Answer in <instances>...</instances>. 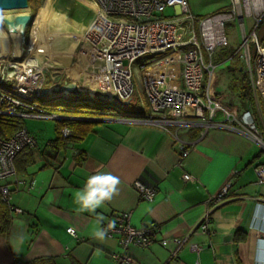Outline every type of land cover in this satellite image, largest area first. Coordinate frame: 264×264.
Wrapping results in <instances>:
<instances>
[{
  "label": "crops",
  "instance_id": "0c3cea01",
  "mask_svg": "<svg viewBox=\"0 0 264 264\" xmlns=\"http://www.w3.org/2000/svg\"><path fill=\"white\" fill-rule=\"evenodd\" d=\"M48 1L51 6L57 3L56 10L81 27L91 25L92 0ZM84 57L83 51L77 62L87 67ZM215 57L213 73L218 51ZM211 85L212 78L210 93L218 103V82ZM130 112L137 115L105 111L84 118L81 121H87L90 130L59 151L49 145L56 136L54 128L53 138L43 143L24 125L37 146L17 156L15 177L3 182L12 190L10 204L22 214L15 216L8 234L0 236V264H29L41 258L53 264H118L112 255L122 253L134 264H264V184L258 183L254 172L264 165V147L241 130H206L201 124L207 115L183 118L186 126L168 122L163 127L145 121L147 107ZM215 116L223 119L221 112ZM257 124L264 132L259 120ZM177 140L189 149L182 167ZM97 172H111L120 180L113 199L97 212L106 221L112 214H129L133 226L151 227L155 240L148 247L131 246L123 252L116 239L92 237L95 215L77 213L73 193ZM182 173L192 181L184 182ZM136 181L156 189L153 200L139 199L132 185ZM226 184V196L216 205L209 203ZM208 212L209 227L202 233L197 226ZM68 228L75 236L68 234ZM175 240L184 242L177 247Z\"/></svg>",
  "mask_w": 264,
  "mask_h": 264
},
{
  "label": "built area",
  "instance_id": "2783aa9c",
  "mask_svg": "<svg viewBox=\"0 0 264 264\" xmlns=\"http://www.w3.org/2000/svg\"><path fill=\"white\" fill-rule=\"evenodd\" d=\"M92 2L94 18L81 39V50L90 48L100 56L99 64H87L86 79L90 90H99L116 96L122 102L131 103L135 93L133 80H138L147 103L146 122L163 127L168 122L186 126L188 123L181 121L183 118H203L207 115V121L201 124L206 130H241L264 147V132L257 124L259 120L264 126V114L260 107L264 106V42L257 34L264 20V0H229L228 8L202 17L190 12L187 0ZM168 10L171 13L166 15ZM245 19L251 21L248 30ZM229 22L236 23L241 33L237 46L238 61L248 70L255 108L254 112L243 110L238 116L215 102L210 93L216 67L215 53L228 46L225 26ZM84 58L87 63L91 62L88 57ZM20 63L0 60V115L24 119H63L42 109L38 101L43 97L44 88L52 89L60 85L53 83L55 77L50 76L52 82L46 85L45 67L26 70ZM170 67L179 68L178 80L169 76ZM77 84L83 88L80 81ZM217 111L223 114L222 120L215 118ZM62 135L68 137L69 130L64 128ZM36 146L34 136L25 129L9 140L0 138V196L4 202H9L12 190L3 182L15 177V157L21 151ZM177 148L180 151L178 166L182 167L189 149L187 144L178 140ZM254 172L258 183L264 184V165L256 166ZM181 177L184 182L192 181L186 173H182ZM132 185L140 200L151 201L157 195L156 189L138 181ZM228 189L226 184L218 194L209 198V203L216 205L226 196ZM11 210L16 216L22 214L19 208ZM110 220L116 221V227L108 232L106 238L116 239L123 252L131 246L146 248L155 240L154 230L148 226H133L129 214H112L103 226L106 227ZM209 223L208 212L201 218L197 229L206 233ZM69 229L72 228L67 229L68 234L75 236V231L70 232ZM183 242L175 240L177 247ZM112 257L118 264H134L133 259L124 253L113 254Z\"/></svg>",
  "mask_w": 264,
  "mask_h": 264
},
{
  "label": "rangeland",
  "instance_id": "374dc122",
  "mask_svg": "<svg viewBox=\"0 0 264 264\" xmlns=\"http://www.w3.org/2000/svg\"><path fill=\"white\" fill-rule=\"evenodd\" d=\"M187 2L190 12L198 17L205 16L210 12L222 10L229 6V0H187ZM55 6H57V3H55L54 6H51V3L48 0H35L32 7H29L28 11L30 13L34 12L35 16L32 25L29 27L27 43L25 42L24 45L28 52V55H26L25 58L28 57L41 60L44 55L49 56L53 61H58V64L53 67L48 66L47 64H42L43 67H45V69H43V74L45 81H48L47 84L52 82L49 80L50 76H52L55 77V80H53L54 84L59 83L62 85L64 81L75 83L80 81L82 87L89 90L90 86L87 84L88 80L86 79V68H88V66H82L80 62H77L78 55L81 56L83 51L86 52L85 56L91 61L86 64L91 66L93 63L96 65L99 64L100 58L95 54L94 51L96 50H90V48H88V50H81V39L85 28L69 18L65 13L57 11ZM170 13L169 10L166 11V15H169ZM44 17L49 18L50 21L44 20ZM63 17L66 24H62L61 20ZM244 22L246 29L248 30L251 21L245 19ZM47 23H50V26L46 32L45 27L48 26L46 25ZM56 27L58 28L56 29ZM55 32L58 34L54 39ZM262 32H264V24H262L261 30L260 32L258 31L257 34H261ZM225 33L228 39V46L218 50V66L213 73L211 87H213V84H215L216 81L218 82V93L221 94L218 103L222 107H225L228 112L238 116L243 111V105L239 97V91L234 92L230 88L233 87L235 80L239 81L244 78L246 83H248V70L241 61H238L237 46L241 40V33L237 24L234 22L227 23L225 26ZM0 40L5 41L2 38V34H0ZM63 57L65 61L62 62L60 58ZM0 60H12L9 46H6V49L0 54ZM230 68L233 70H230ZM168 72L169 76L172 78H180L178 67H170ZM133 82L135 93L131 102L132 104L125 107L128 111L140 110L147 107L145 97L141 92V82L138 80H133ZM63 97H66L69 100L82 99V96L74 95H66ZM87 97L89 96L87 95ZM91 100L97 102L93 97H91ZM109 102L113 103V101ZM53 104L55 106L58 103L54 102ZM56 107L59 108V106ZM260 107L262 114H264V106L261 105ZM254 110L255 108H253L252 111ZM219 116L220 112H218V118ZM56 122V120L52 119H24L25 128L31 132L35 131V133L41 137V142L44 141L43 143H45L47 139L53 138V128Z\"/></svg>",
  "mask_w": 264,
  "mask_h": 264
},
{
  "label": "trees",
  "instance_id": "16d2710c",
  "mask_svg": "<svg viewBox=\"0 0 264 264\" xmlns=\"http://www.w3.org/2000/svg\"><path fill=\"white\" fill-rule=\"evenodd\" d=\"M35 0H28L29 7H32V4ZM33 16L34 12L32 13ZM262 24H264V20H262L260 24L261 30ZM29 28L26 31L25 42L27 43ZM259 39L264 42V32L261 34L258 33ZM234 81V80H233ZM48 83V81H47ZM47 85V84H46ZM232 91H239V97L241 99V103L243 105V110H249L252 112L254 108V98L253 92L250 87V83H246V80L241 79L239 81H234ZM87 95L82 96L80 100H69L63 96H54L51 98L48 96L42 97L39 99V104L42 109L53 112L59 116H62L63 119L57 120L54 129H55V139L49 141V145L54 148L55 151H59L67 147V145L73 144L81 140L86 133L90 130L88 127L87 121H81L84 118H92V116H100L105 111H113L115 114L121 116H136L137 114L131 113L126 108H122L117 102L113 101L110 103L109 101L105 103H98L91 100V96L87 97ZM54 102L58 103L54 106ZM131 105V104H130ZM56 106H59L57 108ZM230 107V106H229ZM231 108V107H230ZM65 117V118H64ZM66 128L69 130L70 135L68 137H64L62 135V130ZM25 129L24 128V118L14 117V116H6L0 115V138L3 140H9L15 133L18 131ZM26 130V129H25ZM27 131V130H26ZM32 150V149H25ZM23 150V151H25ZM21 151L20 153H22ZM20 153L17 155L19 156ZM15 157V159L17 158ZM14 159V168L15 173L17 171ZM11 208H15L10 202H4L0 196V236L7 235L12 226V222L16 215L12 213ZM29 264H53V262L49 258H41Z\"/></svg>",
  "mask_w": 264,
  "mask_h": 264
},
{
  "label": "water",
  "instance_id": "95a60500",
  "mask_svg": "<svg viewBox=\"0 0 264 264\" xmlns=\"http://www.w3.org/2000/svg\"><path fill=\"white\" fill-rule=\"evenodd\" d=\"M28 0H0V11H25L19 14L1 15L0 28L4 29L11 41V55L12 61L21 62L26 56L25 49V34L27 29L32 25L34 16L28 11ZM84 96L88 95L93 97L98 103H105L107 101L117 102L123 109L130 105L129 101H120L116 96H109L103 94L99 90H88L80 88L75 82L64 81L60 86L52 89L44 88L42 96Z\"/></svg>",
  "mask_w": 264,
  "mask_h": 264
},
{
  "label": "clouds",
  "instance_id": "9594fccd",
  "mask_svg": "<svg viewBox=\"0 0 264 264\" xmlns=\"http://www.w3.org/2000/svg\"><path fill=\"white\" fill-rule=\"evenodd\" d=\"M120 180L111 172H97L90 175L83 188L73 193V201L77 205V213L88 212L95 215V220L91 225V235L94 239L103 241L110 230L116 227V221L110 220L104 227L106 217L97 212V209L104 207L106 202H110L118 192ZM69 231H74L69 229Z\"/></svg>",
  "mask_w": 264,
  "mask_h": 264
},
{
  "label": "bare ground",
  "instance_id": "6f19581e",
  "mask_svg": "<svg viewBox=\"0 0 264 264\" xmlns=\"http://www.w3.org/2000/svg\"><path fill=\"white\" fill-rule=\"evenodd\" d=\"M22 12H25V11H0V16L1 15L6 16V15H12V14H19V13H22ZM0 34H2L3 40H5V41L0 40V54H1L4 51V49H6V46H9V50H10L11 41H10V38H9L7 32L4 29L0 28ZM57 34L58 33H56L54 35L55 36V37H53L54 39L57 37ZM99 58H100V56H99ZM60 59H61L62 62L65 61L64 60V57L63 58H60ZM57 62H58L57 60H54L53 61L52 58H49V56H44L43 55L42 58H41V60L40 59H33V58H28L27 57L23 62L20 63L21 65L20 64L19 65L20 66H24V68L26 70L28 68L42 69L43 68V65L42 64H47L48 66H52L53 67V66H55V65L58 64ZM76 77H78V76H76Z\"/></svg>",
  "mask_w": 264,
  "mask_h": 264
}]
</instances>
